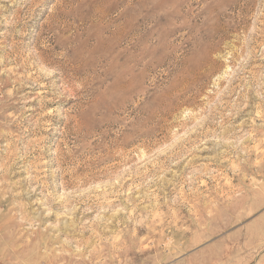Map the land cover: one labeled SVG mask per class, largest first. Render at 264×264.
Returning <instances> with one entry per match:
<instances>
[{"label": "rangeland", "instance_id": "rangeland-1", "mask_svg": "<svg viewBox=\"0 0 264 264\" xmlns=\"http://www.w3.org/2000/svg\"><path fill=\"white\" fill-rule=\"evenodd\" d=\"M0 264H264V0H0Z\"/></svg>", "mask_w": 264, "mask_h": 264}]
</instances>
